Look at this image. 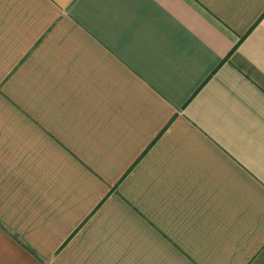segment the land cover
Here are the masks:
<instances>
[{
    "label": "crops",
    "instance_id": "crops-1",
    "mask_svg": "<svg viewBox=\"0 0 264 264\" xmlns=\"http://www.w3.org/2000/svg\"><path fill=\"white\" fill-rule=\"evenodd\" d=\"M0 264H264V0H0Z\"/></svg>",
    "mask_w": 264,
    "mask_h": 264
}]
</instances>
